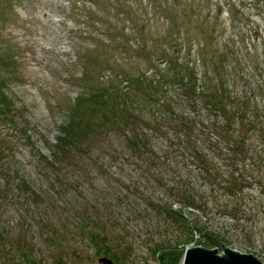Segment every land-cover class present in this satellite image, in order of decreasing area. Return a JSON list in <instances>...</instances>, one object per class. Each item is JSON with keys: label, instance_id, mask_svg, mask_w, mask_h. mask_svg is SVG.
Here are the masks:
<instances>
[{"label": "rangeland", "instance_id": "rangeland-1", "mask_svg": "<svg viewBox=\"0 0 264 264\" xmlns=\"http://www.w3.org/2000/svg\"><path fill=\"white\" fill-rule=\"evenodd\" d=\"M5 3L0 0V68L6 71L7 89L21 115L16 129L0 122V139L14 146L12 168L17 172L9 182L7 201L0 202V264H25L22 253L43 264H53L64 253L69 264H101L106 256L94 255L76 231L81 227L80 207L92 217L90 228L96 235L110 233L112 227L123 237L124 246L131 247L128 264H159L153 250L164 239L198 246L210 243L209 233L221 244L264 262L262 188L253 192L247 218L237 221L213 206L207 214L184 209L188 226L171 220L170 230L167 226L159 235L155 227L165 221L158 213L178 202L170 194L175 169H155L149 177L135 166V158L125 164L113 162L108 145L114 142L112 151L121 145L112 133L91 144L92 155L104 164V171L75 151L61 157V165L49 164H54L53 152L71 113L78 124L89 122L100 128L109 116L89 99L80 100L83 95L130 90L128 80L156 81L155 69L166 65V57L185 62L184 58L195 60L197 54L206 57L204 70L215 78L230 75L232 84L248 80L245 90L247 94L249 86L257 90V100L249 97L264 112V0H11L12 7ZM215 67L220 74L213 73ZM92 113L96 114L90 118ZM248 141L253 149L264 145V123L248 134ZM123 152L128 155L119 150ZM156 174L163 176L162 186H154ZM23 180L31 188L29 194ZM138 183L141 190L134 189ZM110 208L118 224L98 230L94 220L106 224ZM45 234L55 239V246ZM75 250L86 260L72 257Z\"/></svg>", "mask_w": 264, "mask_h": 264}, {"label": "trees", "instance_id": "trees-1", "mask_svg": "<svg viewBox=\"0 0 264 264\" xmlns=\"http://www.w3.org/2000/svg\"><path fill=\"white\" fill-rule=\"evenodd\" d=\"M5 6L12 7L11 0H6ZM3 18L8 19L10 16ZM197 56L202 58V63ZM166 58V65L155 69L158 76L156 81L146 83L144 78L137 81L128 80L130 90L119 92L118 89H113L91 92L90 96L83 95L80 100L89 99L97 105L96 108L102 107L107 111L106 114L109 116H106L104 126L100 128V125L94 127L89 122L80 121L81 124H78L71 113L70 120L63 126L62 135L58 138V144L53 152L54 164H49L61 165L63 161L60 158L75 151L82 157L91 159L90 161L94 160L99 172L104 171V164L92 155L91 144L112 133L116 135L114 139H119L121 145L120 149L115 148L113 151L111 149L114 142L108 145L107 152L113 162L120 160L125 164L135 158L137 160L135 166L144 169V175L148 174L149 177L155 169L159 170L162 167L175 169L170 177V183H174L170 194L178 202L173 205L201 210L204 214L213 206L217 213L231 216L237 221L247 218L246 212L248 207L252 206L256 187L262 188L264 192V145H260L259 149H253L254 147L248 144V134H253L264 123L263 109L249 97L257 100V90L249 86L250 91L247 94L245 87L250 82L245 79L242 84L237 81H233L232 84L230 75L215 78L209 69L204 70L207 64L204 56L196 54L195 60L189 56L184 58L185 62ZM226 62L225 58L223 67L226 66ZM1 68L0 122L9 123L16 129L21 110L17 109L18 103L14 94L7 89L10 83L6 78V71ZM7 71H10L9 67ZM212 71L221 73L216 67ZM74 107L77 108V103ZM95 114L92 113L90 118ZM148 114L153 115L152 120L146 118ZM26 139L30 143V137L26 136ZM119 150H125L128 155L124 156V152L119 154ZM15 153L13 145H9L3 138L0 139L1 203L7 201L11 186L9 182L17 175L12 168ZM102 157L100 156L99 160ZM258 169H263V172L258 173ZM152 179L155 187L164 184L163 176L160 174L154 175ZM21 184L26 187L24 191L29 194L31 188L28 183L23 180ZM142 187V183H138L134 189L141 190ZM151 202L149 203L152 204ZM173 205L158 213L165 221V225L155 227L157 234L164 233L167 226L169 231L170 225L172 226V222H169L171 220H177L184 227L188 226L183 212L173 210ZM112 210V208L108 210L106 224L94 220V226L98 230H105L107 226L109 229L113 223L118 224L119 219ZM77 214L81 227L76 231L83 234L86 244L95 250L94 255L106 256L115 264H128L131 247L126 244L124 246V239L115 234L116 230L113 231L111 227L110 233L96 235L90 228L92 217L86 215V209L78 208ZM193 229L199 230L195 226ZM208 236L207 240L210 243L205 242L201 245L209 249L219 247L221 241L212 233ZM45 239L52 246L56 245L55 239L48 234H45ZM174 240L164 239L155 246L153 253L157 255L159 264L180 263L185 247L189 243L184 245L181 244V240ZM188 240L190 242L193 240V233ZM58 246L63 250L61 244ZM22 255L25 264H43L27 253ZM57 256L53 264H69L66 253ZM71 256L79 261L86 260L77 252Z\"/></svg>", "mask_w": 264, "mask_h": 264}, {"label": "water", "instance_id": "water-1", "mask_svg": "<svg viewBox=\"0 0 264 264\" xmlns=\"http://www.w3.org/2000/svg\"><path fill=\"white\" fill-rule=\"evenodd\" d=\"M222 253L218 249H208L201 246L189 248L185 251L180 264H264L254 254H245L220 244ZM101 264H115L111 259L103 257Z\"/></svg>", "mask_w": 264, "mask_h": 264}, {"label": "built area", "instance_id": "built-area-1", "mask_svg": "<svg viewBox=\"0 0 264 264\" xmlns=\"http://www.w3.org/2000/svg\"><path fill=\"white\" fill-rule=\"evenodd\" d=\"M178 207H179V205H175V209H176V210H180V208H178ZM188 209H190V208H188ZM188 209H187V210H188ZM190 210L192 211L193 209H190Z\"/></svg>", "mask_w": 264, "mask_h": 264}, {"label": "bare ground", "instance_id": "bare-ground-1", "mask_svg": "<svg viewBox=\"0 0 264 264\" xmlns=\"http://www.w3.org/2000/svg\"><path fill=\"white\" fill-rule=\"evenodd\" d=\"M183 264V263H182Z\"/></svg>", "mask_w": 264, "mask_h": 264}]
</instances>
